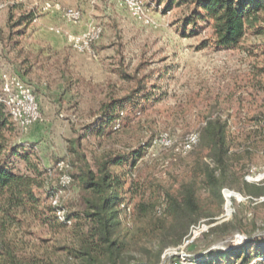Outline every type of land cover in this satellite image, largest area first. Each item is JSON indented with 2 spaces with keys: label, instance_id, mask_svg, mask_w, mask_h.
I'll return each mask as SVG.
<instances>
[{
  "label": "rangeland",
  "instance_id": "obj_1",
  "mask_svg": "<svg viewBox=\"0 0 264 264\" xmlns=\"http://www.w3.org/2000/svg\"><path fill=\"white\" fill-rule=\"evenodd\" d=\"M192 2L142 0L146 17L139 18L118 0H0V93L2 75L18 73L32 87L42 113V120L25 130L5 106L10 124L3 134L24 156L12 159L17 172L34 174L26 159L43 172L42 188L35 190L36 212L19 210L10 217L0 211V264H240L219 252L229 253L247 240L254 243L250 264H264V196L242 190L247 181L264 185V144L251 147L246 140L264 121V37L249 30L237 48H218L211 24L194 21ZM49 4L77 8L82 17L70 22ZM10 11L16 16L34 11L36 19L11 33ZM95 28L101 33L90 44L92 52L77 49L70 38ZM130 94L135 97L121 108L117 127L100 137L89 131L103 103ZM215 118L228 124L231 145L229 191L221 203L200 182L202 168L213 164L210 150L200 141L189 151L182 147L189 134L201 133ZM139 149L143 156L135 166L110 167L125 188L134 186L124 195L127 209L116 219L119 249L112 260L92 251L96 261H89L77 253L92 245L83 217L91 193L74 178L79 158L84 155L97 170L108 156ZM63 175L73 181L63 186ZM194 180L203 214L216 213V222L202 217L181 245L160 247L158 241L171 242L176 223L167 194ZM55 189L62 190L59 206L73 218L68 225L49 209ZM142 203L148 212L140 216ZM236 214L242 233L211 231Z\"/></svg>",
  "mask_w": 264,
  "mask_h": 264
},
{
  "label": "trees",
  "instance_id": "obj_2",
  "mask_svg": "<svg viewBox=\"0 0 264 264\" xmlns=\"http://www.w3.org/2000/svg\"><path fill=\"white\" fill-rule=\"evenodd\" d=\"M194 21L201 19L209 22L213 30V44L218 48L235 49L246 37L249 30L254 34L264 37V0H194ZM9 30L11 33L16 27L24 26L36 19L34 11L23 12L16 16L13 11L9 13ZM14 21V22H13ZM264 51V42L261 44ZM145 87L137 90L142 92ZM136 93V92H135ZM135 95L130 94L122 98H113L102 104L97 122L91 126L89 131L95 136H102L107 128L114 129L120 120L121 108L126 102L133 101ZM5 105L0 103V211L14 217L17 211L36 212L40 205V199L35 193L37 188H42L43 172L37 165L31 164L29 159L27 169L34 174L17 172L13 165V158L24 157L18 147L10 144L3 134L6 127H9V120L4 114ZM228 124L220 118L210 119L200 133V143L210 150L213 164H206L202 171L203 176L200 182L219 202H223V190L229 185L230 151L231 145L228 141L226 129ZM256 134L248 136L247 142L250 146L257 143L264 144V121L261 122ZM261 137V140H256ZM256 138V139H254ZM77 140L73 142L75 144ZM238 144V142H237ZM143 156V149L135 150L128 155L114 154L108 156L105 161L98 164L97 170L93 169L87 158L83 155L79 158V172L74 178L81 182L84 191L91 193L88 200L89 209L83 214L87 225L90 226L87 237L92 245L83 252H77L87 256L89 261H96L92 251H99L100 254L109 256L111 260L118 250V240L114 238L116 219L120 209L128 207L124 195L133 192V187L125 188L126 182L122 177L110 170V167L129 164L135 166ZM137 187V185L135 186ZM242 190L254 197L264 196V185L243 183ZM168 210L174 217L172 226L171 242L158 241L159 246L172 244L177 247L183 243L191 227L200 224L202 217L210 219L215 223L216 213L203 214V208L199 204V197L196 190V180L192 183H185L175 194H167ZM124 207V208H123ZM56 217V207H49ZM140 216L148 212L147 205L138 204ZM69 219H73L68 216ZM80 219V217H79ZM58 221V220H57ZM173 222V223H174ZM60 223V221H59ZM237 224L238 226H234ZM61 225H68L61 222ZM230 226V227H229ZM177 231H176V230ZM211 231L219 235H232L243 232L242 220L236 214L229 222L217 224ZM253 242L248 241L230 250L229 253L220 251L224 257H235L233 262L250 264L252 256L250 252ZM163 248H160L162 251ZM8 257L14 263L13 255L8 252ZM99 255V253H98ZM212 262V261H211ZM15 264V263H14ZM134 264H155L145 261H136Z\"/></svg>",
  "mask_w": 264,
  "mask_h": 264
},
{
  "label": "built area",
  "instance_id": "obj_3",
  "mask_svg": "<svg viewBox=\"0 0 264 264\" xmlns=\"http://www.w3.org/2000/svg\"><path fill=\"white\" fill-rule=\"evenodd\" d=\"M121 3H124L135 16L139 18H145L146 12L142 0H118ZM1 7V5H0ZM48 8H55L63 12L64 17L70 22H78L82 17V12L77 8H65L63 9L60 4L48 5ZM101 33V28H95L89 33L84 34L79 38H70L74 46L81 51L92 52L90 46L91 42L99 37ZM18 74V73H17ZM11 74L5 72L2 75V88L0 93V103L5 105L9 110V113L13 120L23 129L27 130L32 127L35 123L42 120V113L40 104L37 100L36 95L32 87L25 82L19 74ZM118 124H116V127ZM200 141V133H191L187 136L183 142V149L185 151L191 150L195 145ZM65 165L64 162L59 163V167ZM73 181V178L69 175H63L61 182L63 186L69 185ZM226 191L224 189L223 193L226 196ZM61 189H55L51 191V203L56 207V217L60 222L70 224L71 219L68 218L65 210L59 206V195L61 194ZM228 205V203H227ZM226 210L228 213L232 211L231 206ZM195 238V237H193Z\"/></svg>",
  "mask_w": 264,
  "mask_h": 264
},
{
  "label": "crops",
  "instance_id": "obj_4",
  "mask_svg": "<svg viewBox=\"0 0 264 264\" xmlns=\"http://www.w3.org/2000/svg\"><path fill=\"white\" fill-rule=\"evenodd\" d=\"M43 53H44V51H43ZM45 54V53H44Z\"/></svg>",
  "mask_w": 264,
  "mask_h": 264
},
{
  "label": "bare ground",
  "instance_id": "obj_5",
  "mask_svg": "<svg viewBox=\"0 0 264 264\" xmlns=\"http://www.w3.org/2000/svg\"><path fill=\"white\" fill-rule=\"evenodd\" d=\"M227 193V192H226ZM229 194V193H228Z\"/></svg>",
  "mask_w": 264,
  "mask_h": 264
}]
</instances>
